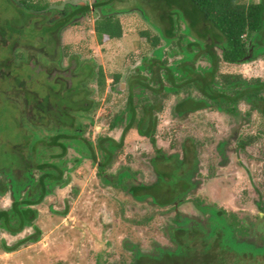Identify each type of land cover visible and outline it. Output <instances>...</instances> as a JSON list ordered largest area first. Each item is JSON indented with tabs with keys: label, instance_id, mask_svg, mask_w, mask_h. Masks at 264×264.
<instances>
[{
	"label": "flooded vegetation",
	"instance_id": "flooded-vegetation-1",
	"mask_svg": "<svg viewBox=\"0 0 264 264\" xmlns=\"http://www.w3.org/2000/svg\"><path fill=\"white\" fill-rule=\"evenodd\" d=\"M8 1L15 3L23 2L22 0L19 2L15 0ZM66 6L63 7L61 12L64 11ZM55 11L60 10L49 7V11L43 15L44 21L38 23L39 28L37 27L38 21L34 17V21H36L34 22L35 26L38 29L42 28L43 34L32 39L28 38L27 34L28 24L31 20L27 19L26 12L20 11L19 17L15 18L7 16L0 18V113L3 110L1 104L5 102L10 103L15 110L13 115L14 122L10 129L9 126L3 125L4 122L0 121V148H4L5 150L1 156H3V160H6L5 164L10 166L4 170L7 173L2 174L3 170L0 169V179L6 182L7 187L6 191L2 195L0 194V203L2 200L6 201L7 207H0V211L8 212L11 216L8 227H0V245L2 248L4 247L3 249L6 254H15L41 243L43 237L42 229L35 222L40 220V207L45 202L49 204L48 209L51 215L48 216V219L51 221L61 219L64 222H69L64 223V225L69 226V230H65L66 234L61 236L64 242L57 243V246L54 244L53 248L50 247L48 249L50 250L49 253L46 251L47 255L52 254L50 257L55 252L57 255L55 257L59 259L58 261L64 263L69 258L79 259L82 256H88L92 257L94 264H112V259L109 258L113 253L111 250L113 246L118 244L121 250L130 255L129 261L125 262L121 260V264H139L143 259L142 255H156V248L174 250L177 243L173 241V238L177 237L179 240V236L184 234L181 230L185 227L183 225L185 220L204 224L206 215L200 209H215V207L220 209L215 203V193L218 194L219 192L220 195L228 196L226 194L229 193L231 184L228 182L223 183L219 178L226 175V169L231 167V163L235 162V160V165L237 166L236 174L240 177V175L243 176V173H245L246 177L250 178L249 183L251 184L252 191L257 193L258 197L261 196L255 183L252 181L253 176L250 172V165H246V163L241 161L240 157L241 153H244L250 162L256 161L249 153L252 148H255L259 138L252 133L243 134L241 132L242 128L239 129L240 127L238 128L236 125L229 130L230 137L228 139L225 135L222 137L225 138L223 141H220L218 144L213 143L211 148H205L207 149V153L212 150L217 158L216 164L215 158L212 165L208 164L210 173H205L202 169L203 163L201 160L204 156L198 150V145L193 139L186 138L180 141L179 150H171L169 153L163 148L156 147V134L158 131L156 118L163 109L156 112L154 110L150 111L152 121L155 119L156 122L153 143L149 137L138 135L135 129L129 130L123 137L125 127L122 128L120 138L116 140L113 134L124 123L121 121L116 126L111 125L118 115L113 117L106 127L105 133H99L95 137L91 135L92 132L88 133V130L94 129L96 124L92 116L97 109L98 103L92 98V95L95 93V89L92 86L96 84L97 69L99 67L95 68V65L89 61L81 62L77 57H67L66 59L64 50L67 47L61 48V36L67 27L76 21L60 28V20L54 14ZM82 18L84 17L79 18V20ZM150 50L152 56H143L140 59L141 63L136 67V75L129 79L134 78L136 81V78H141V76L149 78L148 72H139L138 68L143 66V63L150 64L149 60L151 59L156 60L157 56L155 54L157 51L162 52V55H164L160 58L161 60L167 59L168 67L176 60L170 56L171 48L169 47H150ZM92 59L96 60L95 57H92ZM63 61H66L68 65H64ZM200 61L196 62V67H203L199 65ZM71 63H75L73 65L77 73L71 77L69 88L61 92L67 80L61 78L60 73L68 74L71 70ZM84 73L85 76L83 75ZM45 82L52 86L55 85L56 88L51 91V94L67 96L71 99L72 105L70 106L67 101L63 104L60 99H57V103L54 104L50 102L49 97L46 100L43 99L37 93L39 89L36 85ZM76 82H79L78 88L74 87ZM155 83L150 86L155 87ZM112 84H120V81L115 83L112 78ZM128 85L129 82H127ZM65 92L69 94L64 95ZM194 93L196 92L192 93L193 96ZM49 94L50 92H45L46 96H49ZM179 96L175 97L179 99ZM196 97L198 98V93ZM76 102H79V105H83V110L76 120L78 123L76 132L78 133L77 139L80 141L79 144H76L75 141L67 137L62 140L57 139L61 133L64 134L66 128H68L67 130H75L74 128H69L68 123H66L67 126L62 125V123L72 120V115L70 118L63 115H67L68 108L73 110ZM203 112L225 115L234 121H239L241 116L239 110L238 114H231L215 109V106H207L195 110L192 109L180 118H186L194 114L198 115ZM174 116L179 118L176 115ZM62 117L64 118L61 121ZM119 117L123 119L124 116L119 115ZM74 118L76 117L74 116ZM130 132H134L141 139H146L151 150L155 153L154 156L145 157L147 158L146 164L151 167L152 172L156 176L152 184L146 183L145 180L141 182L138 178L141 176L140 173L131 171L130 168L120 167L115 175L110 173V168L121 153L124 147V140ZM3 133H14L15 137L8 140V136L4 138ZM69 134L67 133V135ZM260 134L264 135L261 132ZM65 142L69 145L66 148H62L60 145H63ZM82 144L87 146L84 151L80 146ZM77 145H79L80 152L74 149ZM113 147H116V150H113ZM91 171H93L92 176L98 181L99 186L108 188L114 193V196L120 195L127 200L129 206H123L133 215L134 213H138L140 207H143L142 209L147 212H150V210L155 212L157 209L172 210L174 213L173 225L167 226L163 232L168 240L167 244L162 245L156 241H152L151 244L145 246L139 241L136 242L131 238V235L139 240L140 236L138 235L141 228H145V225L153 216L147 217L146 221H135L128 219L129 217L122 218L121 216L117 219L114 215H108L106 200L99 204L98 208L100 209L95 216H91L87 212L83 214L84 217L86 215L85 218L79 217L80 219L77 221L76 213L74 212L73 215L71 213L73 203H70V199L78 197L80 189L75 185L76 189L72 190L74 188L72 182L74 179L81 178V176L85 177ZM260 177L262 178L264 190V159L261 161ZM216 181L218 183L215 184ZM206 183L212 184L208 187V191L209 195L213 196L215 204L209 205L196 197L192 201L186 200L190 193L192 194L196 190L200 191ZM222 186L223 188L221 189ZM66 189L71 190L72 195L64 196L66 198L62 202V205L65 204L64 209L57 211V208L55 210V200L57 201V198H60L59 193ZM88 202L93 204L92 201ZM17 203L21 204L19 208L25 216L15 212V205ZM253 204L260 212L259 214L262 215L264 213V201L259 198L256 201L254 200ZM184 205L191 206L199 215L194 217L193 215H186L185 211L181 209ZM179 207H181L180 211ZM80 208L83 209L84 206H80ZM104 208L107 212L106 215L103 214ZM191 214H193V211ZM82 223L84 225H81ZM240 224L244 232L242 236L238 235V238L256 248H264V235L260 237V243L258 244L256 239H252L250 234L251 228L249 227L253 224L248 227L241 220ZM117 225H121L119 233L114 232ZM55 234L60 236L59 231H53V234H51L52 240L57 238ZM70 235L76 236L78 240ZM186 235L187 233L185 237ZM199 236L200 234L191 235V237L196 238L195 241L191 240V246L196 248L197 251L191 252L188 256L184 257L182 259L183 264H192L195 257L199 259L200 256H203V253H200L203 244L198 240ZM77 242L83 243V246H85L84 243L86 242L90 250H80L78 247L80 245L75 244ZM93 246L94 249L92 248ZM95 248H97V251ZM75 249L76 253L70 255V252H75ZM94 250L97 252L96 255L92 253ZM171 259L173 258L171 257ZM42 260L45 261L44 257ZM238 260L237 263L235 255L229 254L226 264H263L264 255L257 254L251 257L245 255L241 256Z\"/></svg>",
	"mask_w": 264,
	"mask_h": 264
},
{
	"label": "rangeland",
	"instance_id": "rangeland-1",
	"mask_svg": "<svg viewBox=\"0 0 264 264\" xmlns=\"http://www.w3.org/2000/svg\"><path fill=\"white\" fill-rule=\"evenodd\" d=\"M15 1L19 2L21 0ZM22 1L27 2V0ZM45 1L49 4V7L51 9L60 11L63 10V7L65 5H91L94 2V0ZM125 1L127 2V4L125 6H121L122 8H120L119 10H131L128 12V14L118 15L124 28V34L121 40L104 39L102 44L98 43L94 32L96 20L98 19V16H100L98 10L67 27L64 33H62L60 40L61 48L65 46L67 47L64 50L66 59L67 57H77L81 62L89 61L95 65V68L99 67V69H97L98 76L96 84L92 86L95 89V93L92 95V98L96 101V103H98L97 109L92 116V119L96 122V124L94 129L88 130V133L92 132L91 135L94 137L99 135V133L106 132V127L115 115H125L128 79L136 75V67L141 63L140 59L143 56H152L150 46L148 45L146 40L140 36L139 33L145 30H150L153 33H155V31L148 23H146L142 15L136 12L138 10L147 11V8H141L142 3L140 4L137 0ZM249 1H253L255 3L261 2V0ZM20 11L24 13L26 12V14L28 13L27 4H25V2L15 3L13 1L9 2L8 0H0V18H2L3 16L12 18L19 17L21 13ZM34 13H36L35 17L38 21L37 27L39 28L38 23L44 21L43 15L47 12ZM34 19V17L30 19L31 21L33 20V22L30 21V23L28 24L29 27L27 29L28 38L30 39H32L33 37H39L43 34V29H38L35 26L34 22L36 21H34ZM257 49V52L260 51V48ZM92 57H95L96 60H93ZM173 59L178 58L176 57ZM63 64L66 66L68 65L66 61H63ZM73 64H70L71 70L68 74L60 73L61 78L67 80L65 82L66 85H64V87L61 89V92L69 88L71 77L75 73H77V71L74 70L75 66ZM199 65L205 67L206 64L203 61H200ZM220 69L222 72L241 74L247 80L255 78L264 80V56L258 58L253 62L242 63L239 65H227L221 63ZM116 74H120L122 77L120 80V84L117 85L112 84V78ZM83 75L85 76V73ZM100 76L103 77L101 85L99 83ZM78 84L79 82H76L74 87L76 88ZM36 87L39 89L37 93L40 94L41 97H43V99L45 100L49 97V100L52 104L57 103L56 100L60 99L63 104H65V101H67L70 106L72 105L70 102L71 99H69L67 96L51 94V91L56 88L55 85L52 86L45 82L43 84H37ZM45 92H50L49 96H46ZM68 94V92H65L64 95ZM194 95H197V93H194ZM183 97H185L184 93L179 96V99H182ZM179 99L174 96H170L168 100H165V104L162 107L163 110L161 111V113L157 115L156 121L158 131L156 134V147L161 149L163 148L167 153H169V151L171 150H179L178 148L180 147V141H183L186 138L193 139V141H195V143H197L198 145V150H200V152L204 156L202 157L201 162L203 163L202 169L205 171V173H210V171L208 170V164L212 165L214 158L216 164L217 160L214 152L210 150L207 153V149L205 148H211V146H213V143L218 144L220 141H223L225 138L222 137L225 135V137L228 139V137H230L229 130L234 127V125H236V127L238 128L240 127L239 129L242 128L241 132L243 134L252 133L259 138V140H257L255 148H252L249 153V155L251 157H254L256 161L250 162V160L246 157L247 155L244 153H241L240 157L241 161L246 163V165L248 166L250 165V172L253 176V178L251 177L253 179L252 181L255 183L258 193L261 194V196L258 197L257 193L252 191L251 184L249 183L250 178L248 179L245 173H243V176L240 175V177L236 174V160L235 162L231 163V167L226 169V175H223L222 178H219L223 183L228 182L231 184L229 193L226 194L228 196L220 195L219 192L218 194L215 193V203L218 207L223 208L228 212H235V214L243 222V224L248 227L253 224V228L252 226L249 227L251 228L250 234L252 239H256V242L259 244L260 237L264 235V213L262 215L259 214L260 212L257 208H255L253 201H256L259 198L264 201L263 183L262 178L260 177L261 161L264 159V135L260 134V132L264 134V126L262 124L263 119H261L259 114L251 111L249 105L243 102H241L238 106L239 113H241L239 121H234L233 119H229L225 115H220L212 112H203L198 115L194 114L186 118H176L172 113V109ZM12 107L13 106L7 102L1 104V108L3 110L0 113V121H2V123L4 122L3 125L5 124L9 126V129L12 127L14 122L13 115L15 113V110L14 107ZM77 113V111H74L75 115ZM122 128H124V124L120 125L119 130L113 134V137L116 140L120 138ZM6 136H8V140L15 137L14 133H3V137L7 138ZM4 152V148H0V160H3V156H1V154H3ZM154 155L155 153L151 150V147L146 139H141L134 132H130L124 140V147L121 153L115 159L112 167L110 168V173H113L115 175L120 167L130 168L131 171H137V173H140L141 176L138 178L141 182L145 180L146 183L152 184L156 179V176L152 172L151 167L146 164L147 158L145 157ZM92 174L93 171L87 173L85 177L81 176V178L79 179H74L72 182V186L74 187L72 188V190L76 189L75 185L80 189L79 196L75 199H70V203H73V205L71 206V213L72 215L74 214V212L76 213L77 221L80 218L84 217L83 214L87 212L90 213L91 216H95L100 209L98 208L99 204L106 200V210L108 211V215H114L117 217V219H119V216H121L122 218L129 217L128 219L130 220L146 221L147 217L153 216L151 220H149L145 225L146 227L141 228L138 235L140 236L139 240L134 238L135 236L131 235V238L136 242L139 241L145 246L151 244L152 241H156L162 245L167 244L168 240L163 232L165 231L167 226L173 225L172 220L174 217V213L172 212V210L167 211L165 209H157L155 210V212L153 210L147 212L146 210L142 209L143 207H140L138 209V213H134L133 215L125 206H123H129L127 200L120 195L114 196V193H112L111 190L99 186L97 183L98 181L92 176ZM216 183L218 182L216 181L215 184ZM210 185L212 184L206 183L204 185V188H201L200 191L196 190L192 194L190 193L186 200L192 201L196 197L202 199L209 205H213L214 198L212 195H209L210 193L208 191V187ZM222 188L223 186L221 187V189ZM69 189H66L59 193L60 198H57V201L55 200V210L56 208L57 211H61L62 209H64L65 204L62 205L63 200L66 199L64 196L67 197L69 195H72L71 190ZM95 196L98 198H96ZM88 201H92L93 204ZM6 204V201L2 200V202L0 203V207H7ZM48 206L49 204L45 202L40 207L41 218L40 220L35 222V224L40 229H42L43 237L41 243L34 245L27 250L25 249L10 255L6 254L2 246L0 245V264H94V260H92V257L88 256H82L79 258L76 255L80 260L69 258L64 263L62 261H58L59 259L55 257L57 256L55 252L52 257H50V255L52 254H46V251H48L47 253H49L50 250L48 249L50 247L53 248L54 244L57 246V243L64 242V239H62L61 236L66 234L65 230H69V226L64 225V223H69L68 221L64 222L61 219H54L51 221L50 219H48V216H51ZM80 206H84V208L82 209L80 208ZM180 208L181 207H179V211ZM181 209L182 211H185L184 213H186V215H193V217L199 215V213H196V211H194L189 205H184ZM192 211L193 214H191ZM106 213L107 212L104 208L103 214L106 215ZM205 219L206 217L204 218V220ZM81 225L84 224L82 223ZM120 228L121 225H117L114 229V232L119 233ZM53 231L60 232V236H57V234H55L57 237L55 240H52L51 238V234H53ZM70 236L77 239L76 236ZM75 244L80 245L78 246L80 250H90L89 245L87 246L86 242L84 243L85 246H83V243L79 242ZM92 248L94 249V246ZM95 249L97 251V248ZM111 251H113V253L109 258L112 259V264H121V260H124L125 262L129 261L130 255L124 250H121V247L118 244L113 246V249ZM74 253H76V249L75 252H70V255ZM92 253L96 255L97 252H95L94 250ZM43 257L45 261L42 260Z\"/></svg>",
	"mask_w": 264,
	"mask_h": 264
},
{
	"label": "trees",
	"instance_id": "trees-1",
	"mask_svg": "<svg viewBox=\"0 0 264 264\" xmlns=\"http://www.w3.org/2000/svg\"><path fill=\"white\" fill-rule=\"evenodd\" d=\"M137 1L142 3L141 8H147V11L136 12L140 13L155 31H141L140 36L152 48H171L170 56L178 59L168 67L167 59L161 60L164 55L157 51L156 60L151 59L150 64L143 63L144 65L138 68L139 72H148L149 78L141 76L136 78V81L134 78L129 79L125 115L123 119L118 115L111 124L116 126L121 121L124 122L123 137L129 130L135 129L138 135L149 137L153 143L156 122L155 119L152 121L150 111L161 110L169 96L177 97L181 93L186 94L185 97L179 99L172 109L173 114L179 118L192 109L207 106L238 114V105L243 102L249 105L251 111L259 114L264 126V80H247L241 74L222 72L220 69L221 63L239 65L264 56V0L259 3L249 0ZM23 2L27 4L28 20L35 17L34 12L49 11V4L45 0ZM126 4L125 0H94L91 5H67L63 12L55 11L54 14L59 17L61 28L98 10L100 16L96 20L94 32L98 43L102 44L104 39H122L124 28L118 15L128 14L131 10H119ZM257 48H260V51L257 52ZM200 60L206 64L205 67L195 66ZM120 78L119 74L113 76L115 83H118ZM102 79L100 76V85ZM154 83L156 86L151 87ZM193 92L198 93V98L197 95H192ZM79 104L76 102L75 108H68L67 115H63L69 118L72 115V120L61 122L66 126L68 123L69 128L75 130L66 128L64 134L61 133L57 139L67 137L79 144L76 120L83 110V105ZM74 111L78 113L75 115ZM68 145L65 142L60 146L66 148ZM80 146L83 151L87 147L84 144ZM74 149L80 152L79 145ZM114 149L116 150V147H113ZM5 163L6 160L0 161L2 174L7 173L4 170L10 167ZM6 189V182L0 179V194ZM20 205H15V212L24 215ZM200 210L206 215L204 224L185 220V227L181 230L184 234L179 236V240L177 237L173 238L177 243L174 250L156 248V255H142L143 259L139 264H183L184 257L197 251L191 246V240L195 241L197 238L191 237L193 234H200L198 240L203 244L200 252L203 256L199 259L195 257L192 264H226L229 254L235 255L237 263L241 256L264 255V248H256L238 238V235H243L244 229L234 212L216 207ZM10 220L8 212L0 211V227H8Z\"/></svg>",
	"mask_w": 264,
	"mask_h": 264
}]
</instances>
